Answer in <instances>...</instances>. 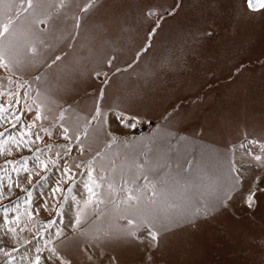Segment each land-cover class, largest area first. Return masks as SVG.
I'll use <instances>...</instances> for the list:
<instances>
[{"label": "rangeland", "instance_id": "rangeland-1", "mask_svg": "<svg viewBox=\"0 0 264 264\" xmlns=\"http://www.w3.org/2000/svg\"><path fill=\"white\" fill-rule=\"evenodd\" d=\"M88 2L72 0L57 18L58 0H53V20L47 27L33 25L27 32V14H23L13 33L0 38V46L13 58L12 72L0 69V77L11 76L14 81L9 85L5 80L0 91L21 95L20 104L13 106L17 114L33 100L42 104L49 117L43 124L54 133L33 145L32 151L9 145L11 154L0 155L5 197L0 199V224L4 207L18 204L22 214L19 226L9 225L16 228L15 238L10 235L6 246L0 244L10 252V256L0 252V264H31L37 254L49 256L52 248L71 264H98L91 238L125 226L121 217L127 215L128 206L122 188L140 189L142 205L154 199L152 207L165 221L169 216L181 221L175 230H162L151 264H264V191L257 193V206L252 209L235 195L264 180V10L249 11L246 0H98L88 12H81ZM149 8L158 16L144 21ZM5 10L0 6V11ZM10 14L15 15V10ZM75 16L81 18L79 28ZM157 19L160 26L151 46L133 63L149 43L148 32ZM33 44L38 49L35 57L28 52ZM56 56L61 59L52 63ZM112 57L109 68L106 61ZM164 57L173 61V69H159ZM116 68L122 71L115 73ZM96 71L108 74L107 84L105 76L95 77ZM97 103L107 112V127L118 137L111 147L97 122L88 123ZM124 109L139 116L136 128H125L117 120ZM25 119L15 128L11 126L15 121H0V132L19 137ZM60 123L70 128L71 141L59 135ZM76 134L81 135L79 142ZM46 145L53 146L51 152ZM66 147L72 149L70 154H65ZM57 152L61 157H56ZM35 156L81 165L74 170L75 182L64 185L55 201L50 188L60 166L49 163L48 170L35 169L47 180L35 175L31 185L22 180L27 174L20 168L21 157L28 158L33 170ZM90 162L93 177H104L97 179L102 187L95 189L103 193L104 203L85 206ZM140 164L142 168L137 167ZM14 167L20 168L19 175ZM9 176L19 180L24 190L13 185L9 192ZM133 177L140 178L124 183ZM28 191L32 192L31 222L24 214ZM45 199L49 210L35 215ZM78 212L80 225L75 224ZM194 213L198 218L188 224L184 218ZM15 215L10 211L9 219ZM49 221L54 223L49 226ZM3 231L0 228V235ZM107 256L115 257L113 264H145V252L136 245L109 248L104 264H110Z\"/></svg>", "mask_w": 264, "mask_h": 264}, {"label": "snow or ice", "instance_id": "snow-or-ice-1", "mask_svg": "<svg viewBox=\"0 0 264 264\" xmlns=\"http://www.w3.org/2000/svg\"><path fill=\"white\" fill-rule=\"evenodd\" d=\"M97 2L98 0H89L87 4L80 8L81 12H88L89 9L93 8ZM71 3L72 0H58V3H55L57 18L61 16L64 10L68 8ZM246 5L247 9L252 12L264 10V0H246ZM0 6H4V8L6 9L5 11H0V38H4L6 35H11L13 33L16 21L20 20V17L23 14H27L24 16V20L28 21L26 25L27 32H32L33 25H36L37 27H39V25H44L45 27H47L49 22L53 20V13L50 11V9H52L53 7V0H0ZM77 7H80L78 3ZM13 9L15 10V15L10 14ZM155 16H158V12L155 9L149 8L144 12L142 20L146 21ZM29 17L32 18L30 21ZM73 19L75 20L76 28H79L81 18L79 16H75L73 17ZM160 19H162V17ZM160 19L155 20V27L151 28V30L148 32L147 39L149 43L137 52L136 58L133 63L139 60L141 53L146 51L147 48L151 46V38L155 35L156 29L160 26ZM40 43L43 44L44 42L40 41ZM28 52L33 57L38 54V49L35 44L31 45L28 48ZM60 59V56H56L52 63H55ZM114 59L115 57L107 59L106 64L109 68L112 67ZM12 63L13 58L8 55L7 51L2 46H0V69L12 72ZM127 67L131 68L132 64H129ZM158 67L161 71L171 70L175 67V64L170 58L164 57L159 63ZM126 70L127 69H123V71ZM121 71L122 69L120 68L115 69V73H119ZM94 75L97 79H99L101 75L105 76L106 78L104 79L103 83H108V74L106 72L102 73L101 71H96ZM36 79H39V77H36ZM5 80L9 85L14 83L11 76L0 77V87L3 86V82ZM16 86L17 88H19L23 85L17 84ZM103 94L104 90L103 88H101L99 93L100 99L103 98ZM37 95L39 96V93ZM24 96H27V92L24 93ZM21 99L22 97L18 92L8 91L6 93L4 91H0V121L9 123L15 121L14 123H11V126L15 128L21 124L22 117H26L24 121L25 131L21 133L19 137L12 135H8L7 137H5V132H0V137L3 138L0 139V155L7 156L11 154L12 147H9V145L15 146L17 151H20L21 149H28L29 151H32V146L37 142L43 141L45 137H53L54 133L51 127H45L43 124V121L48 120L49 117L44 113V106L42 104H39L35 100H33L32 104L26 105L25 110L20 111L19 114H17V112L13 110V106L20 104ZM5 104H7L8 106L6 107ZM33 105H35V109L33 108ZM116 118L120 121L121 124H123L125 128L134 129L136 128L137 124L140 123L139 116L135 113H129L127 109L121 110ZM63 119L64 113L61 112L59 115V120L63 121ZM93 121L97 122V124L99 125V133L107 138L108 147H111L114 143H118V137L107 127V112L100 107L99 103H97V106L94 109V114L92 115L91 120H89L88 123H92ZM57 131L59 132V135L63 140L71 141L73 139V136L70 134V128L64 126L63 123L59 124ZM83 135H87V130H85ZM74 138L77 142H79L81 140V135L76 134ZM124 143L125 146H128L127 141H124ZM46 147L49 152L52 151V145H46ZM35 151L41 152V149L39 147H36ZM71 151V148L66 147L65 154H70ZM80 151L81 154H83L82 145L80 146ZM55 155L56 157H61V153L59 152H57ZM97 156H99V153H97ZM21 159L23 160V164L20 165V168H22L23 172L27 174L22 177V180L26 181L30 185L33 183L34 175L36 177H39L40 181L48 179L47 176H41L39 171H35L36 168L48 170L49 163H51L52 165L60 166V175L54 181L53 186L50 188V197L54 201L57 199L58 193L62 194L65 191L63 187L64 185H71V183L75 182V177L78 173L74 170L81 167L79 163H68L67 160L58 161L56 159H52L49 161L41 159L40 156H35L34 159L36 161V164L34 165L33 170H30L28 167V158L21 157ZM256 159L259 160L260 157L257 156ZM7 163L11 164L13 163V161H7ZM137 167L142 168L143 165L140 164L137 165ZM20 168L14 167L13 171L19 175ZM92 173L93 168L90 162L87 170V175L90 183H85V188L88 195V199L85 200V206H87L88 204L98 205L100 203H104V200L102 199L103 193H98L95 190L102 187L101 183H97V179L99 181H103L104 177L100 176L94 178ZM139 178L140 177H133L132 180H126L124 181V183H135V181ZM143 178L147 180V177ZM2 180L3 178L0 177V199L5 198L3 194L4 184L2 183ZM13 185H15L16 188L24 190L19 180L14 181L13 178L9 176L7 185L9 192H11ZM254 185L255 187L250 185V190L247 192L241 189L240 191L235 193L236 196L240 197L243 200L244 204L249 209L257 206V193L260 191H264V188L261 187L264 186V180H257L254 182ZM109 188H112L111 184H109ZM67 191L71 192L72 187L69 186ZM121 191L125 192L123 202L128 206L127 215L121 217V219L125 221V226L118 230L105 231L102 234H96L91 238L93 250H98V264H104L105 254L109 250V248L131 245L139 246L145 252V264H151L152 253L159 247V237L162 230H175L176 227L180 225L181 221L175 219L172 216L167 217V221H165L163 214L159 210L152 207V205L155 204L154 199H151L147 204L142 205V196L137 195V193L141 191L140 189L122 188ZM152 196L155 197L156 193L153 192ZM27 197L28 199L25 201L27 207L24 210V214H26L28 221L31 222L34 215L33 211L30 210L32 208L31 191L27 192ZM231 198V196L226 197V199ZM49 207L50 206L48 204V201L47 199H45L43 203L35 209V215H39L41 210L48 211ZM10 211L16 212V215L11 219H9ZM2 213L3 222L2 224H0V228H3L4 231L3 234L0 235V244L6 246L8 244L9 236L11 235L14 239L16 234V228L10 227L9 225L15 224L19 226L22 214L19 211L18 204L13 209L4 207L2 209ZM197 218L198 213H194L192 216L185 217L184 219L188 224H192ZM81 222V214L78 212L75 219V224L80 225ZM48 223L50 226L52 223H54V221H49ZM20 230L23 231L24 229L21 228ZM56 235L59 236L60 232L58 231ZM12 250L15 251L16 249L13 248ZM0 252H3L5 256H10V252L4 251L3 247H0ZM36 252L40 253L41 249L36 248ZM88 259L92 260L93 256L89 255ZM53 260H58L60 264H71L70 261L63 260L58 255L55 248H52L50 250V255L47 257L42 258L41 255L37 254L35 256V259L31 261V264H42V261L43 264H52ZM107 260L110 262V264H113V262L115 261V257L107 256Z\"/></svg>", "mask_w": 264, "mask_h": 264}]
</instances>
